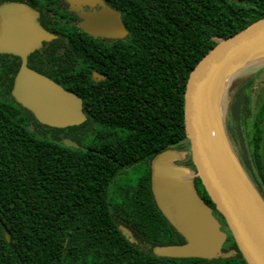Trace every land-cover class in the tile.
Segmentation results:
<instances>
[{
	"label": "trees",
	"instance_id": "1",
	"mask_svg": "<svg viewBox=\"0 0 264 264\" xmlns=\"http://www.w3.org/2000/svg\"><path fill=\"white\" fill-rule=\"evenodd\" d=\"M7 1L36 9L56 35L27 56L40 62L30 67L80 97L86 119L62 128L37 121L10 92L20 58L0 53V264H248L234 243L230 257L216 260L156 253L152 246L182 237L157 207L150 173L156 154L189 151L190 70L218 40L263 17L264 0H104L127 32L110 40L69 23L53 0L0 4ZM253 68L263 70L264 60ZM234 94L245 107L243 84ZM237 157L264 201V101L250 155ZM179 165L214 207L190 155Z\"/></svg>",
	"mask_w": 264,
	"mask_h": 264
},
{
	"label": "water",
	"instance_id": "2",
	"mask_svg": "<svg viewBox=\"0 0 264 264\" xmlns=\"http://www.w3.org/2000/svg\"><path fill=\"white\" fill-rule=\"evenodd\" d=\"M65 1L77 16L78 27L88 35L106 39L126 35L121 12L104 0ZM38 17L39 12L24 2L0 4V53L20 58L11 95L42 124L60 128L80 124L86 119L81 98L27 66V56L56 37L39 23ZM263 60L264 16L218 40L190 70L183 92L184 129L194 175L224 217L248 264H264V201L230 143L223 123V101L227 78L248 62L258 65ZM93 77L99 79L103 75L93 72ZM221 85L224 90L216 100L215 92ZM61 142L82 148L69 138H62ZM169 153L162 151L151 160V191L157 207L185 242L156 247L155 251L178 257H215L220 254L225 234L198 196L193 175L186 167L173 164ZM225 158L236 165L247 187L236 180L237 192L234 191ZM121 231L128 237V231Z\"/></svg>",
	"mask_w": 264,
	"mask_h": 264
},
{
	"label": "rangeland",
	"instance_id": "3",
	"mask_svg": "<svg viewBox=\"0 0 264 264\" xmlns=\"http://www.w3.org/2000/svg\"><path fill=\"white\" fill-rule=\"evenodd\" d=\"M252 60L251 62H253ZM248 62L241 70L227 78L226 91L224 94V126L229 137L233 135L237 141L232 140V147L236 150L237 155L240 150L242 153L247 152L250 155L252 148L253 119L259 106L264 101V69L257 74L251 73L255 64ZM252 64V65H251ZM243 84V90L246 94L247 101L244 104L234 105V93L236 89ZM237 106V107H236ZM240 149V150H239ZM190 155L187 148L174 149L170 151L169 156L173 164L179 165Z\"/></svg>",
	"mask_w": 264,
	"mask_h": 264
},
{
	"label": "flooded vegetation",
	"instance_id": "4",
	"mask_svg": "<svg viewBox=\"0 0 264 264\" xmlns=\"http://www.w3.org/2000/svg\"><path fill=\"white\" fill-rule=\"evenodd\" d=\"M53 1H55V5L58 6L59 11H63L64 13L66 12L65 16H66V19L69 21V23H72V24L78 26L77 25L78 18H77L76 14L73 11L69 10V4L65 0H53ZM85 9H87V7H85ZM39 16H40V13H39ZM28 57H29V55H28ZM28 57H27V66L29 68H31L30 66H39L40 65L39 61H37L36 59H32L30 61L28 59ZM93 72L94 71H92V75H93ZM195 189H196V191L198 193V196L208 206L210 214L219 223L221 231H223L224 234H225V239H224V241H223V243L221 245L220 255L218 257H216V258H204V257H186V258H203V259H207V260H216V259H223L225 257H230V255L233 254L234 251H235L234 247H233V243L235 245H236V243H235V241L233 239L231 231L229 230V228H228V226H227V224L225 222L224 217L217 211L215 206L213 207V206H211L210 204H208L205 201V199L201 196L200 192H198V187H196V185H195ZM181 237H182V241L181 242H176V246L177 245H181V244H183L185 242V238L182 235H181ZM230 237L232 239H230ZM236 247H237V245H236ZM153 248H156V246H152V249Z\"/></svg>",
	"mask_w": 264,
	"mask_h": 264
},
{
	"label": "bare ground",
	"instance_id": "5",
	"mask_svg": "<svg viewBox=\"0 0 264 264\" xmlns=\"http://www.w3.org/2000/svg\"><path fill=\"white\" fill-rule=\"evenodd\" d=\"M223 90H224V87L222 85L217 88V90L215 92V94H216L215 99L216 100H218V98L222 95ZM224 163L229 170L230 180L233 184L234 191L237 192V188L235 187V185H236L235 181L236 180H238L240 182L242 187H247V185H246L243 177L241 176L238 168L236 167V165L231 160H229V158H225Z\"/></svg>",
	"mask_w": 264,
	"mask_h": 264
}]
</instances>
